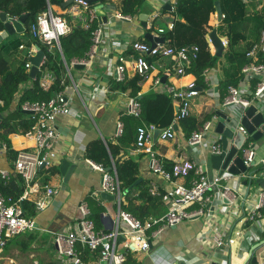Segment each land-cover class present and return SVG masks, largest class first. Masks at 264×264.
I'll return each instance as SVG.
<instances>
[{
  "label": "crops",
  "instance_id": "crops-1",
  "mask_svg": "<svg viewBox=\"0 0 264 264\" xmlns=\"http://www.w3.org/2000/svg\"><path fill=\"white\" fill-rule=\"evenodd\" d=\"M246 1L251 2V0ZM124 2L125 0H104L91 6V10H94L92 14L89 11L84 13V10H79L77 13L72 14L69 12V8L64 9L63 7L52 6L54 12L62 15L70 27L75 26L77 22H81L84 25L83 21L85 19L92 18L94 20L92 26L97 24V29L100 28L103 32V42L89 66L80 68L73 66L72 63L76 60L68 63L72 79L78 86V91L71 90L68 92V96L71 98V115L60 117L57 120L60 137L56 143L59 158V164L56 168L59 171L50 181H45L46 173L43 172H40L37 178L38 183L42 187H53L58 193L51 198L49 207L43 212H37L36 217L33 218L37 224L35 231L43 234L41 238L43 249L36 255H30L32 260H35L37 257L40 258V261H35L33 264H74L71 258L58 252L55 244V234L80 229L81 213L79 207L83 203L94 213L93 220L98 232H109L113 229L114 221L118 214V203L116 200L111 201L102 197V174L91 168L86 161L90 160L95 164L101 165V161L97 162V159L101 160L103 158L102 154L104 148H107V143L117 146L119 138L116 136L118 122L121 121L123 123V118L129 117L126 114V107L129 99L132 98L131 93L130 91L126 92L115 89V84L118 83L115 78V70L119 58L123 56L127 60V79L135 80L138 84L137 86L141 88L140 94L142 96L150 92L165 93L163 87L155 86L154 80L156 78L161 79L163 86L174 85L177 88H184L191 83L196 84V78L193 75H187L186 73L183 76L166 75V70L176 65L171 58H160L158 62L152 63L155 70L151 73L149 79L147 81H139L138 76L133 70L135 56H130V50L134 43H141V39H146V34L148 33L155 37H163V34H159V30L163 29L165 33L171 31L169 29L170 25L174 24V21L178 19L174 14L176 0H142L138 15L134 17L128 16L132 18L131 21L119 20L115 17L117 12L124 15L122 13ZM100 5H103L102 9H100ZM251 9L253 10L254 8ZM141 15H144L142 19H140ZM143 23L147 24L146 29ZM220 23L217 19V12L212 14L209 25L216 29ZM263 32L260 34L258 43L261 40ZM18 37L17 41L21 42L20 47H25L23 50L20 49L21 54L25 53L27 57L28 50L33 47L37 49V45L32 43L31 40ZM207 40L209 41L208 36ZM149 45L151 44L149 43ZM210 49L212 54L215 55L214 48L210 47ZM13 63L15 64L14 60ZM40 72L41 68L38 75ZM41 74L40 82L46 75H54L48 71ZM204 77L206 89L203 91L200 87H197L199 94L192 99L191 103V114L198 117L201 122H204L200 126L201 129L204 124L208 122L213 123V129L208 134L204 144L200 147H191L188 143L189 137L185 135L182 126L178 122L180 120L176 119L177 121L174 122L173 126L176 133L175 138L172 140H161L158 137L156 143L154 142V149L165 169L166 167L172 168L175 162L180 159L189 160L204 165L208 177L213 178L222 173L226 156L230 152L233 143L229 138L216 132L217 123L220 121L217 112L220 111L227 114L230 112L227 108H224V101H222L219 87L221 72L218 66L207 70ZM68 80V85H71L72 80ZM242 81L243 79L238 84V87H244L245 82L243 81L242 83ZM32 82L33 80L30 79L29 82L21 85L13 103V110L17 109L23 93L32 87ZM48 82L50 88L55 83L54 80ZM257 82L254 79L250 83L249 88L255 89ZM174 103L178 115L179 103L177 101H174ZM25 115L28 116V114ZM5 116L3 115L4 118ZM18 118L17 116L16 119ZM238 126H241L240 123H237L235 128L237 129ZM214 137L220 138V145L224 151V156H213L211 154L209 140ZM9 140L13 149L17 152L33 151L35 148L34 139L28 134L25 136L10 135ZM1 146L3 147L0 148V170L9 172L13 177L19 176L15 171V161L9 158L6 145L0 140ZM90 151L93 153L92 155L95 159L89 156ZM227 151L228 153L225 156ZM263 151L264 144L258 153V161L264 159ZM117 159L122 162L133 160L138 164L139 180H141L138 185L143 183L148 188L151 196L159 199L161 195L165 194L166 196V192L171 189L172 185L170 183L152 172L149 156L137 153L135 149H129L125 153H120ZM63 160H67L75 166V169L67 173L68 176H64L60 172L59 167ZM106 170L117 175L113 159L112 167ZM257 170L259 168H254L251 172ZM188 181V179H181L177 183L186 185L189 183ZM232 186L238 192V195L246 198L247 205L253 206L256 202L254 187L249 188L246 186L244 179L234 181ZM154 188L158 190V194L155 196L152 195ZM25 189L26 184L24 181L23 193ZM124 192L122 191V206L127 203L125 198L127 194L124 195ZM41 193L34 195L30 193V200L28 202L33 204L34 201L41 198ZM135 195H138V192ZM162 203L164 205L163 208L158 205L154 206L153 213L155 215L149 218H160L167 213L165 201L163 200ZM163 210L164 212H162ZM240 215L239 207L226 205L222 208H217V213L212 219L202 217L193 221H185L176 226V228H166L158 238L152 240L149 251L127 252L126 264H180L181 262H186L187 264H212L213 262L220 264H243L252 248L264 240V232L260 235V239L251 245L248 242H244V252L239 251L238 248H234L233 250L226 248L218 250L213 243L214 233L228 232L227 230H231L236 226L240 227V225H235ZM259 226L260 224L252 225V232L250 231L252 236L259 235ZM121 249L123 250V248ZM77 250L82 264L103 263L100 260L98 252H92L81 244L77 245ZM253 253V257L258 259V264H264V246ZM5 258V261L17 264L13 258L8 256Z\"/></svg>",
  "mask_w": 264,
  "mask_h": 264
},
{
  "label": "built area",
  "instance_id": "built-area-1",
  "mask_svg": "<svg viewBox=\"0 0 264 264\" xmlns=\"http://www.w3.org/2000/svg\"><path fill=\"white\" fill-rule=\"evenodd\" d=\"M68 1L64 0V3ZM68 8L72 14L77 13L79 10H84V13L89 11L90 14L94 11L91 10L90 5L81 0H75ZM115 17L119 20H132L131 17L124 16L118 12ZM83 22L85 29L88 30L94 20L89 17ZM173 27L174 24H171L169 29L173 30ZM70 32L71 27L67 20L62 15L55 13L50 5L48 10L39 15L37 21L32 23L30 27L31 37L45 45L49 52L53 50L60 51L67 70L66 79H71L72 84L67 85L63 91L47 102L25 103L22 106L24 112L33 113L34 126L28 135L33 137L35 148L33 151L19 152L15 161V171L26 184L23 195L15 200L0 193V255L4 252L11 239L37 229L36 221L33 218L25 217L24 203L30 200V193L32 195L40 194L43 189L41 198L33 203L38 213L46 210L49 207L51 198L58 193L53 187H42L38 183L37 178L41 170H50L59 164L56 150V143L60 137L57 120L60 117L71 115V98L68 96V92L71 90L78 91V86L72 79L69 65L61 47V38ZM164 33L165 30H159L160 35ZM102 42L103 32L98 28L93 32L92 48L88 59L76 60L72 65L89 66L97 55ZM208 42L210 47L213 48L211 41L209 40ZM222 42L224 47L227 48L228 41L222 38ZM20 49L23 50L25 47L21 46ZM133 49L138 54L133 63V70L143 81H147L155 70L153 64L147 60V56L171 58L176 65L168 68L166 75L183 76L186 73V69L190 68L193 60L197 58L198 52L197 47L175 49L165 44H157L156 47L152 48L149 44L138 42L133 44ZM36 53L37 49L33 47L28 50L27 58L30 60V57ZM262 54H264V32L260 42L247 54V58L251 62L242 69L244 87L230 86L228 88L227 97L224 100V108L233 105L238 113L244 115L248 108L255 106L264 114V63L260 59ZM126 65L127 60L123 56L120 57L115 70L116 82L122 83L126 81L128 77ZM26 67L28 69L32 68L30 61L27 62ZM254 79L258 82L255 89H251L249 85ZM50 80L55 81L54 75L48 74L40 82L41 87L45 91L50 89L48 82ZM154 84L155 86L163 87L164 92L179 103L177 120L186 119L190 116L192 99L199 94L196 84L191 83L184 88H177L174 85L163 86L160 78H156ZM1 106L2 103L0 102ZM126 114L129 117L141 118V103L135 98H130L126 107ZM156 129L155 126H140L138 128L135 151L149 156L152 172L172 185L164 198L167 213L160 218H149L142 221L123 211L121 209L123 202L122 190L116 173L112 174L103 165L87 160L86 162L91 168L102 174L101 192L114 196L118 203V214L111 231L98 232L95 222L91 219L92 215L89 207L85 203L80 205L81 229L55 234V244L58 252L71 258L74 264H82L77 250L78 244L87 247L92 252H98L101 262L106 264H126L127 252L149 251L150 242L158 238L166 228H173L185 221H193L202 217L212 219L217 213V208H222L226 205L239 207L241 215L235 225H240V227L236 226L237 228L227 230L228 232L214 233L213 243L215 248L218 250L238 248L239 251L244 252V242H248L251 245L260 239V235L264 232V217L262 214L264 209V159L258 161L259 152L245 128L238 126L236 130L246 138L239 154L242 156L247 172L235 176L230 174L227 168L226 171L213 178L208 177L204 165L189 160L180 159L175 162L171 170H166L154 149V132ZM212 129V122L204 124L201 130L193 132L188 140L189 145L191 147L203 145ZM123 133L124 124L120 121L117 124L116 136L121 137ZM175 135L172 125L167 130H163L159 135V139L172 140ZM209 147L213 156H224L219 137L210 139ZM227 153L228 151L225 156ZM254 168H259V170L251 172ZM10 179L11 174L9 172L0 170V183H7ZM181 179H188L189 183L186 185L178 184L177 181ZM240 179L249 182L250 185L248 187H254L255 189L256 202L253 206L247 205L246 198L238 195V192L232 186L234 181H239ZM157 192V188H154L152 195H157ZM253 224H260L259 235L255 237L250 234ZM3 262L0 259V264H3Z\"/></svg>",
  "mask_w": 264,
  "mask_h": 264
},
{
  "label": "trees",
  "instance_id": "trees-1",
  "mask_svg": "<svg viewBox=\"0 0 264 264\" xmlns=\"http://www.w3.org/2000/svg\"><path fill=\"white\" fill-rule=\"evenodd\" d=\"M217 1L220 2L224 19L215 29L209 23L211 15L217 12L215 6ZM63 4L64 0H0V12L6 13L10 18L29 15L25 24L26 33L12 35L0 44V102L2 103L0 114L6 115L0 124V140L6 145L8 156L12 161L17 160L19 152L13 149L9 136L14 134L25 136L34 126L32 115H25L22 106L25 103L47 102L63 91L69 83V80L66 79L67 70L60 51L49 52L45 45L30 35L32 23L37 21L39 15L48 10L49 5L62 7ZM141 4L142 0H125L122 13L125 16H137ZM174 14L178 19L174 21L173 30L162 35L166 41L165 45L175 49L198 48L197 58L193 60L190 68L186 69V74L193 75L196 78V86L203 91L206 89L205 72L218 66L221 72L219 87L222 101H224L228 88L238 86L242 80V69L251 62L247 58V54L258 43L260 34L264 31V0H251L250 3L246 0H176ZM96 29L97 24L86 30L81 22H77L75 26L71 27V32L61 38L62 52L67 64L73 60L88 59L92 48L93 32ZM4 30L5 24L0 19V33ZM213 30H217L218 35L228 41V47L221 58L212 54L207 40V36ZM18 36L22 39L28 38L37 47H40L45 53V58L40 74L33 80L32 87L23 93L17 109L13 110V103L21 85L30 81L29 69L26 67L29 59L25 53H20L21 42L17 41ZM140 41L149 44L146 39ZM130 56H135V58L138 56L133 47L130 50ZM260 58L264 63V54ZM159 59L147 56V60L151 63H156ZM45 71L51 72L55 76V83L47 91L40 84L41 73ZM138 78L139 81H143L140 76ZM115 85V89L130 91L131 97L142 105L141 118L124 117V133L118 138L117 146L107 143V148H104L102 154L103 158L97 159V162L101 161L100 163L105 169L112 167L113 159L121 189L124 192L140 179L139 166L133 160L124 162L118 160V155L136 148L137 130L140 126L153 125L160 130H167L170 126H174L177 110L174 100L166 93L150 92L142 96L141 88L137 86L134 79H126V81ZM17 116L18 119H16ZM178 122L189 138L193 132L199 131L200 126L204 123L192 114ZM92 154L90 151L89 156L93 158ZM171 169V167H166V170ZM58 171L56 167L50 170H41L46 173L45 181H50ZM143 186L144 184L141 183L133 188L125 196L127 203L122 206L123 211L142 221L155 215L153 213L155 205L163 208L162 201L165 197V194L161 195L159 199L153 197L148 188ZM23 189L24 180L21 176L13 177L12 175L10 181L0 183V193L15 200L22 196ZM137 192L138 195H135ZM24 210L26 218H35L37 215L35 206L30 202L24 203ZM91 213L93 220L94 213ZM262 214L264 217V209Z\"/></svg>",
  "mask_w": 264,
  "mask_h": 264
},
{
  "label": "water",
  "instance_id": "water-1",
  "mask_svg": "<svg viewBox=\"0 0 264 264\" xmlns=\"http://www.w3.org/2000/svg\"><path fill=\"white\" fill-rule=\"evenodd\" d=\"M75 0H69L68 2L63 4V8L67 9ZM85 3H87L90 6L96 5L98 3L103 2L104 0H81ZM217 9V19L218 22H222L223 20V12L220 6V2H216L215 4ZM100 9L103 8V5L99 6ZM170 8V6H168ZM29 15H22L19 18H10L6 13L0 12V19L5 24V30L0 33V44L6 40L9 36L19 34L23 35L26 33V21L28 19ZM144 15L140 16V19H142ZM107 21V19H106ZM144 28H147V24L143 23ZM209 40L212 43V46L215 50V56L221 58L223 56L224 51L226 48L223 45L222 39L219 37L217 30H213L208 35ZM146 39L151 44L152 48L156 47L157 44H165V38L163 37H155L152 34H146ZM45 53L43 50H41L40 47H37V54L30 58V62L32 64V68L30 70L29 76L30 79L35 80L37 78V75L40 71V68L42 67V64L44 62ZM77 67H84V65H78ZM166 79V78H164ZM227 109L230 111L229 114L223 113V112H217V115L220 117L219 123H217L216 126V132L220 135H223L226 138H229L233 146L230 149V152L226 156L222 172L226 171L228 168V172L232 175L239 176L247 172V169L244 166L242 156L239 154V151L243 147L245 136L236 130L235 125L237 123H240L242 127L245 128L247 134L251 137V140L255 143V146L258 147V152L263 148L264 144V114L259 111V109L255 106H251L246 110L244 115H241L236 111L233 105H230L227 107ZM28 115H33L32 112H24ZM3 115L0 114V123L3 120ZM163 132V130H156L154 133V142L156 143L159 135ZM1 146L0 148H2ZM60 172L64 176H68V172L75 169V166L71 164L67 160H63L60 164ZM141 180L136 182L132 187L127 189L124 192V195L128 194L134 187H136ZM245 185H250L249 182H245ZM103 198H106L108 200H115L114 196L103 193ZM37 227V224H36ZM176 228V227H173ZM81 229V227H80ZM152 243V242H150ZM264 246V240L261 241L259 244L255 245L251 252L249 253L248 257L244 261L243 264H258V259L256 257H253V252L255 250H258ZM3 264H12L10 261H4ZM102 264H106L103 262ZM180 264H187L186 262H181ZM212 264H220L217 262H213Z\"/></svg>",
  "mask_w": 264,
  "mask_h": 264
},
{
  "label": "rangeland",
  "instance_id": "rangeland-1",
  "mask_svg": "<svg viewBox=\"0 0 264 264\" xmlns=\"http://www.w3.org/2000/svg\"><path fill=\"white\" fill-rule=\"evenodd\" d=\"M25 40H28V38ZM42 235L43 234H41L39 231H34L27 232L11 239L8 242L4 252L0 255L1 261H5V257L7 256L16 260L17 264H33L35 261H40L39 257H37L35 260H32L30 255H36L43 249L41 246Z\"/></svg>",
  "mask_w": 264,
  "mask_h": 264
},
{
  "label": "bare ground",
  "instance_id": "bare-ground-1",
  "mask_svg": "<svg viewBox=\"0 0 264 264\" xmlns=\"http://www.w3.org/2000/svg\"><path fill=\"white\" fill-rule=\"evenodd\" d=\"M22 264V263H21Z\"/></svg>",
  "mask_w": 264,
  "mask_h": 264
}]
</instances>
